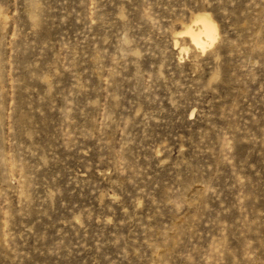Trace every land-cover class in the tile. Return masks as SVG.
I'll use <instances>...</instances> for the list:
<instances>
[{
    "label": "rangeland",
    "instance_id": "obj_1",
    "mask_svg": "<svg viewBox=\"0 0 264 264\" xmlns=\"http://www.w3.org/2000/svg\"><path fill=\"white\" fill-rule=\"evenodd\" d=\"M0 264H264V0H0Z\"/></svg>",
    "mask_w": 264,
    "mask_h": 264
},
{
    "label": "bare ground",
    "instance_id": "obj_2",
    "mask_svg": "<svg viewBox=\"0 0 264 264\" xmlns=\"http://www.w3.org/2000/svg\"><path fill=\"white\" fill-rule=\"evenodd\" d=\"M202 22H203V33L212 42L213 36H210L211 31H212L210 27V23L207 20H204ZM189 34H190L191 40L193 41V43H195V45L201 48H204V43L201 41L198 35L193 34V33H189Z\"/></svg>",
    "mask_w": 264,
    "mask_h": 264
}]
</instances>
